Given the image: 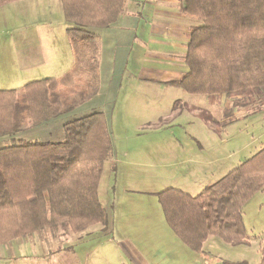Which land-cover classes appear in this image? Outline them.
<instances>
[{
	"label": "trees",
	"instance_id": "1",
	"mask_svg": "<svg viewBox=\"0 0 264 264\" xmlns=\"http://www.w3.org/2000/svg\"><path fill=\"white\" fill-rule=\"evenodd\" d=\"M60 1L72 66L58 78L0 89V245L45 228L78 234L108 224L98 197L103 164L112 156L104 113L69 117L59 142L20 136L97 93L99 43L88 28L110 26L126 2ZM183 2L181 11L198 23L187 34L188 71L174 84L188 94L234 97L264 111V0ZM258 191H264V146L198 194L168 187L156 196L169 228L199 252L209 236L249 244L242 207ZM259 255L264 264V239Z\"/></svg>",
	"mask_w": 264,
	"mask_h": 264
},
{
	"label": "rangeland",
	"instance_id": "2",
	"mask_svg": "<svg viewBox=\"0 0 264 264\" xmlns=\"http://www.w3.org/2000/svg\"><path fill=\"white\" fill-rule=\"evenodd\" d=\"M67 27L60 10L51 3L20 0L0 6V35L38 36L43 43L52 38L53 46L62 49L57 42L61 41L64 49ZM68 53L70 60L71 51ZM142 93L147 94L146 101H135ZM171 93L159 83L146 85L125 75L116 97L102 103L104 115L109 116L112 145V156L104 162L98 184L106 228L97 224L78 234L45 228L17 237L0 245V264H137L133 258L137 253L149 264L151 260L172 264L174 258L192 257L167 225L156 193L168 187L194 195L201 192L257 148L259 136L264 134V118L260 113L236 116L248 111L238 105L240 99L227 112L220 106L219 94L183 91L182 99L187 101L174 107L181 114L174 122L171 116L166 125L159 116L172 110L176 95L170 97ZM247 202L242 215L250 246L231 247L210 236L198 258L212 254L258 263V248L264 239V192L258 191Z\"/></svg>",
	"mask_w": 264,
	"mask_h": 264
},
{
	"label": "crops",
	"instance_id": "3",
	"mask_svg": "<svg viewBox=\"0 0 264 264\" xmlns=\"http://www.w3.org/2000/svg\"><path fill=\"white\" fill-rule=\"evenodd\" d=\"M16 1L20 0L7 4ZM41 1L44 4L49 5L51 3V5H56L63 18L60 0ZM183 5V0H126L123 12L117 16L110 26L89 27L88 30L97 36L99 43L97 93L73 111L51 119L41 126L27 128L20 136L38 141H62L64 138L63 124L65 120L69 119V117H78L92 111L103 112L102 103L104 101H112L116 97L125 75L133 76L136 82H143L146 85L159 83L160 86H163V89L167 91L170 89V92H172L169 94L170 97L171 95H176V98H173L170 104H173L170 111L172 114L166 116L170 113L168 112L164 117L159 116V118L166 123L174 115L173 119L170 120L174 122L176 115L179 116L181 114L179 109H174L178 107V103L187 101L182 99L183 91L174 83L179 81L188 71L187 65L183 60L188 41L187 34L189 27L198 23L197 20L181 11ZM65 34L66 39L64 40H66L67 45L64 44V49L61 41L57 42L60 43L59 47L62 49L53 46L51 43L55 40L52 38H46L45 43H43V39L38 36L0 35V89L17 88L34 79L58 78L62 76L73 63L72 47L66 32ZM69 51H71L70 60ZM28 74H31V76L25 78ZM25 79L28 80L23 83L22 81H25ZM17 82L21 84L18 85L16 84ZM142 88L147 89L148 86ZM146 98H148L147 94L142 93L139 94L135 101L144 103L146 100L143 99ZM220 100L222 101L220 106L228 112L231 105L235 104L234 100L239 99L221 95ZM238 105L243 106V103L241 102ZM252 106H250L248 111L237 112L236 116L245 117L251 113H260L264 118V111L260 110L257 105L253 108ZM105 115V118L109 119L108 114L105 113ZM226 118H228V115ZM170 121L166 125H169ZM1 143L0 139V145ZM262 146H264V134L259 136L257 148L250 152L246 158L237 160L230 165L226 173L257 152ZM226 157H229V155ZM213 162L214 160L208 161L209 164ZM208 163L207 165H209ZM190 193L192 194V192ZM245 231H247L246 227ZM207 240L208 238L205 242ZM261 243L262 241H260V245ZM250 244L251 242L246 246H250ZM185 246L191 250L187 245ZM191 252L193 256L189 257V259L185 260L182 256L174 258L172 264H253L248 259L236 260L226 256L213 257L212 254L209 257L198 258L197 254L201 251L195 252L191 250ZM133 258H135L137 264H149L138 253L137 255L134 254ZM151 261L152 264H158L157 261ZM167 264L169 263L167 262Z\"/></svg>",
	"mask_w": 264,
	"mask_h": 264
}]
</instances>
